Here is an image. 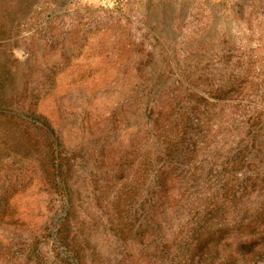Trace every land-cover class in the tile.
<instances>
[{
	"label": "trees",
	"instance_id": "1",
	"mask_svg": "<svg viewBox=\"0 0 264 264\" xmlns=\"http://www.w3.org/2000/svg\"><path fill=\"white\" fill-rule=\"evenodd\" d=\"M39 1L0 0V159L36 167L54 208L45 250L33 236L29 258L264 264V65L254 76L221 73L233 71L228 45L193 31L163 41L117 13L106 22L111 62L99 81L114 95L99 108L88 87L71 92L62 76L52 114L40 99L28 102L39 97L30 79L49 55H67L66 40L88 21L79 13L47 19L26 36L21 60L5 39H19L21 15ZM207 51L213 61L196 60Z\"/></svg>",
	"mask_w": 264,
	"mask_h": 264
},
{
	"label": "rangeland",
	"instance_id": "2",
	"mask_svg": "<svg viewBox=\"0 0 264 264\" xmlns=\"http://www.w3.org/2000/svg\"><path fill=\"white\" fill-rule=\"evenodd\" d=\"M74 13L88 22L80 23L79 35L66 40L67 55H49L43 63L45 69L39 67L40 58L32 59L34 67L39 68L30 80L39 97L30 96L27 100L32 103L40 99L41 107L52 114L55 111L50 95L62 76L60 82L64 88L78 92L88 87L99 108L114 95L108 84L101 86L99 81L107 77L111 62L108 53L112 43L105 39L106 22L109 18L116 20L117 13L129 18L139 32L150 29L163 41L171 37L177 43L193 31L199 35L205 32L204 42L217 39L225 47L228 45L233 71H224L221 66V73L254 76L264 65V0H121L118 4L116 0H40L21 15L16 36L19 39H5L7 47L13 44L15 54L21 60L27 59L29 38L26 36L30 32L56 15ZM159 50L160 56L162 50ZM216 57L220 66L223 60L218 58V53ZM196 60H202L203 64L214 57L207 51ZM38 179V169L24 158L4 155L0 159V206L6 207L1 208L4 219L0 225V242L6 251L0 248V264H35L28 254L29 238L33 236L45 250L47 239L43 234L54 208L49 201L51 195L37 183Z\"/></svg>",
	"mask_w": 264,
	"mask_h": 264
}]
</instances>
